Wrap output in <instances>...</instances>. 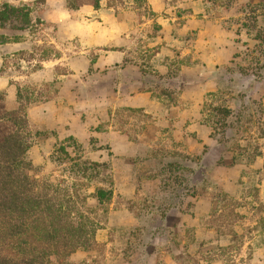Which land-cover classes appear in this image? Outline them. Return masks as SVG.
<instances>
[{"label": "rangeland", "instance_id": "1", "mask_svg": "<svg viewBox=\"0 0 264 264\" xmlns=\"http://www.w3.org/2000/svg\"><path fill=\"white\" fill-rule=\"evenodd\" d=\"M37 16L0 43V111L28 94L33 176L81 186L97 227L53 263L264 264V0H43ZM33 44L58 55L13 57ZM87 158L105 172L90 180Z\"/></svg>", "mask_w": 264, "mask_h": 264}, {"label": "trees", "instance_id": "2", "mask_svg": "<svg viewBox=\"0 0 264 264\" xmlns=\"http://www.w3.org/2000/svg\"><path fill=\"white\" fill-rule=\"evenodd\" d=\"M42 1L0 5V28L11 32L0 33L1 44L21 42L26 36L19 32L35 33L40 29L44 21L37 12ZM85 4L100 8L101 0H66V5L74 10ZM57 55L56 48L46 44H33L31 50L13 53L17 59L36 58L34 69L41 66L40 61ZM8 58L4 56L0 73L8 65ZM16 63L20 67V62ZM4 98V92L0 91V100ZM18 99L17 109L0 111V121L13 125L9 131H0V264H54L53 257L64 259L78 249H90L97 227L89 215L82 214L80 204L85 206L87 196L81 186H74L72 194L52 181L33 176L36 168L27 158L30 140L25 108L30 97L21 87ZM218 109L224 117L231 115L228 107ZM60 149L67 154L64 146ZM86 166L94 170V174L87 176L90 180L107 167L106 163L87 158L78 169L86 171ZM95 189L93 195L98 203L110 201L112 189L103 186Z\"/></svg>", "mask_w": 264, "mask_h": 264}]
</instances>
